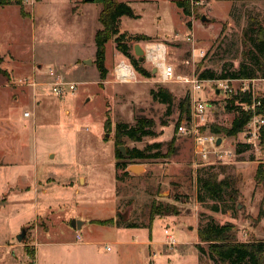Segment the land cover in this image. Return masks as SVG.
<instances>
[{"label": "rangeland", "instance_id": "rangeland-1", "mask_svg": "<svg viewBox=\"0 0 264 264\" xmlns=\"http://www.w3.org/2000/svg\"><path fill=\"white\" fill-rule=\"evenodd\" d=\"M116 1L128 3L141 16L124 22L123 30L152 37L141 42L125 39L136 59L134 45L146 51L162 44L165 62L178 76L204 71L228 75L242 64L259 75L255 63L259 55L254 45L250 53L245 52L243 35L252 21L264 26V0H200L191 18L178 11L175 0ZM82 4L84 0H24L23 8L0 7V205L19 211L17 220L0 222V244L17 243L26 229L25 239L18 242L25 249L26 263L20 261L19 249L0 248V256L10 264H15L14 255L19 257L17 264H218L209 259L208 246L200 243L197 234L200 226L211 221L236 225L240 242L264 241V221L257 219L264 212V185L253 182L250 204L239 190L240 185L252 188L243 174L249 175V162H264V151L237 155L236 148L244 145L242 134L229 138L221 133V159L212 155L208 162L202 161L193 141L176 130L182 118L191 117L190 85L160 82L155 62L147 57L142 67L150 77L139 75L114 40L106 45L108 75L101 81L95 56L92 65H85L83 59L95 52L102 5ZM192 35L194 44L187 41ZM122 62L133 68L134 76L127 82L117 75ZM51 69L65 82L76 84V91L55 96L48 75ZM232 86L235 91L241 87ZM249 87L264 97V79H255ZM160 88L173 95L171 105L153 98L152 91ZM216 89L218 85L207 83L201 93L211 105L205 132L230 127L236 115L230 109L234 95L218 94ZM185 98L189 113L181 115L180 102ZM142 118L154 122L156 136L141 142L124 138L116 146L115 126H134ZM154 144L160 145L166 158L129 161L116 156L120 146L127 154ZM132 166L144 171L136 174L129 170ZM210 168L221 173L219 179L235 181L239 196L235 209L228 196L217 202L201 192L198 171ZM9 199L17 204H5ZM154 203L176 210L155 217L150 229ZM216 206L218 212L212 210ZM73 220L85 222L84 227L77 231ZM109 220L112 225L94 223ZM171 235L176 239L174 247L167 245ZM149 241L157 245H148ZM155 251L157 258L152 256Z\"/></svg>", "mask_w": 264, "mask_h": 264}, {"label": "trees", "instance_id": "trees-1", "mask_svg": "<svg viewBox=\"0 0 264 264\" xmlns=\"http://www.w3.org/2000/svg\"><path fill=\"white\" fill-rule=\"evenodd\" d=\"M84 3H99L102 5V10L99 14V23L101 29L95 34V61L94 64L98 70L101 81H105L108 75V69L106 67V45L108 42L114 40L117 50L128 58L139 75L143 77H150V74L146 69L142 67L140 59H136L132 53L131 48L125 42V39L132 37L136 42L149 41L150 37L145 35L129 36L128 34H120L119 23L121 18L128 17L131 19L141 18L135 13L133 8L124 2H117L116 0H84ZM200 3V0H175L174 4L178 9L182 11V14L191 18L194 14V4ZM24 0H0V7L6 6H19L23 8ZM188 26L191 27L192 23L188 22ZM244 45L245 52L250 53L251 48L254 45L259 57H256V64L258 65L257 73L255 71H249L247 65L242 64L239 71L233 72L228 75L218 76L211 71H204L199 74V78L202 80H255L264 79V26L259 22L252 21L247 29L244 31ZM0 72L2 69L0 68ZM152 96L155 100H159L164 104L173 103V95L166 89L160 88L158 91H152ZM260 106L256 107L254 111H244L240 104H253L252 95L250 93L238 94L231 99V110L236 111V115L228 128H211L210 133L214 135L224 134L229 138H236L240 135L247 123L251 118L258 114L264 115V97L258 99ZM235 104H238L235 106ZM189 99L185 98L180 102L181 115L189 113ZM109 119L105 124V128L109 125ZM154 122L149 119H138L134 126H130L126 123H119L115 126V144L116 146L124 138H128L134 142H141L145 137H155ZM205 130V129H204ZM262 139L264 140V129L262 131ZM174 141L171 142L172 147ZM160 145L154 144L149 146L145 151L133 149L127 151L124 155L121 151L116 150V156L120 159L133 160H147V159H159L166 158V155L160 153ZM157 150V153L153 155H147L148 151ZM249 150L247 145H239L236 148V154L241 155ZM118 167V166H117ZM127 167V166H125ZM126 169V168H125ZM223 172L225 171L222 169ZM220 172H213V168H210L207 172L203 170L198 171L197 182L201 192H203L209 199L220 202L223 196H228L230 201L234 204V209L237 207L238 192L236 191V183L230 177L219 179ZM255 182L257 185H264V162L259 161V165L255 174ZM200 199V197H199ZM203 198L201 197L200 200ZM175 207L171 205H156L155 203L151 207L150 213V226L152 228L153 221L157 216H169L175 213ZM214 212H218L219 208L213 207ZM119 216V215H118ZM264 217V212L261 210L257 219L261 220ZM97 225L107 226L112 225L113 221H94ZM129 228H136L131 226ZM198 239L201 244L208 246L209 259L218 264H264V241H251L240 242L237 240V227L233 223H227L225 225H218L214 222H209L205 226H200L198 229ZM201 245H198V248Z\"/></svg>", "mask_w": 264, "mask_h": 264}, {"label": "built area", "instance_id": "built-area-1", "mask_svg": "<svg viewBox=\"0 0 264 264\" xmlns=\"http://www.w3.org/2000/svg\"><path fill=\"white\" fill-rule=\"evenodd\" d=\"M198 4V3H195ZM188 42L195 43L194 37L189 36L187 39ZM194 50L193 58H196ZM146 57L149 59L150 56L145 51ZM201 56L202 53H201ZM153 60V59H152ZM189 64V63H188ZM129 67L134 76L133 68L131 65L124 62L118 65L117 70L121 66ZM156 75L158 76L160 82L170 83L174 81H179L184 84L190 85L191 91V117L182 118L176 126L177 133L182 137L190 138L194 143V150L196 156L200 157L202 161L208 162L212 155L220 158V149L224 145L223 139L219 136L214 135L210 132H205L204 128L207 126V118L211 105L205 101L201 93L204 90V85L207 83L218 85L216 89L217 93H223L229 96H235L238 94L250 93L252 95L253 104H240L244 111H254L256 107L260 106V98L254 91L249 87L250 83H255V80H202L199 78V75L193 74L189 76H178L175 68L164 62L163 64H156ZM49 78L51 79V92L57 96L62 97L66 93H73L76 91V84L67 83L61 77H59L54 70H49ZM118 75V74H117ZM119 77V75H118ZM120 78V77H119ZM123 80V78H120ZM233 83H239L241 85L238 91H235L233 88ZM26 117H29V113H25ZM264 129V115H254L251 120L247 123L244 131L241 133L243 136L242 144L247 145L249 150L255 152L258 155H262L264 151V140L262 139V131ZM221 139V144L218 145V140ZM228 156L230 157L233 153L229 151ZM221 159V158H220ZM80 239V237H78ZM167 245L174 247L177 245L176 239L174 236H169ZM108 250H110L108 248Z\"/></svg>", "mask_w": 264, "mask_h": 264}, {"label": "crops", "instance_id": "crops-1", "mask_svg": "<svg viewBox=\"0 0 264 264\" xmlns=\"http://www.w3.org/2000/svg\"><path fill=\"white\" fill-rule=\"evenodd\" d=\"M86 4H93V3H84V4H82V5H86ZM175 6H176V5H175ZM176 7H177V6H176ZM82 8H83V7H82ZM82 8L80 9L81 12H82V10H83ZM177 9H178V8H177ZM178 11L181 12L180 9H178ZM140 17H141V16H140ZM139 19H140V18H139ZM129 20H131V18H128V17H123V18H121L120 23H119V31H120V34H128V33H129V32H126L125 30H123V28H122V24H123L124 22L128 24V22H130ZM133 20H138V19H133ZM195 23H196V21L193 22V28H192V30L194 29V25H195ZM129 35H132V36H136V35H145V36H148V37L152 38L151 36H149V35H147V34L139 33V32L130 33ZM157 37H159V36H157ZM95 53H96V47H95V52H94V54H91V55H88V56H85V57H84V59H83L84 64H85L86 61H89V60L92 61V60H93V57L95 56ZM91 59H92V60H91ZM40 64H42V63H40ZM85 65H86V64H85ZM91 65H92V64H91ZM94 66H95V65H94ZM231 146L234 147V143H233V142L231 143ZM248 164H249L248 169H249L250 173H249L248 176H246V173H244V174H243V177H245V182H246V181L251 182V187H252V188H246L245 185H240V186H239V190H240L241 195L243 196V198L248 199V200H249V204H250V202L253 201V199H254V194H253V192H254L255 187L253 186V182L255 181V174H256V171H257V168H258L259 162L251 161V162H249ZM79 178H83V177H79ZM84 179H85V178H84ZM84 179H80L81 182H82ZM257 198H260V195H259V194H257ZM11 201H13V202H11ZM12 203L17 204V201H16V200H10V199H9V201H8L7 203H5V204H12ZM1 205H2V204H1ZM1 205H0V222L3 220V223H5V222H6V219H12V218H14V220H17V219H16V218H17V215H19V211H18L17 208L12 207V206H10V208H5V207H2ZM252 211H253V209H251V213H252ZM252 214L254 215V213H252ZM8 216H9V218H8ZM262 221H264V217H263V220H262ZM23 223H24V222H23ZM21 224H22V223H21ZM21 224H20V225H21ZM20 225H19V226H20ZM84 225H85V222H84L82 228L84 227ZM1 233H2V230H1V224H0V234H1ZM16 233H17V230H16ZM1 243H3V244H0V248H1L2 250H7V249H12V250L19 249V250H21V251H22V256H21L20 261L26 263L25 260L23 259L24 256H26V255H25V253H24V250H25V249H24V247H23L22 244H19L18 242H17V243H12V242H9V241H4V242H1ZM149 244H156V243H154V242H150V241H149L148 245H149ZM57 245H59V244H57ZM156 245H157V244H156ZM12 254H14V252H13ZM158 255H159V254H158V252H156V251L153 252V254H152V256H154V258L159 257ZM9 256H10V255H9ZM14 257H15V259H14V263L17 264V262L19 261V257H17L16 255H14ZM3 263H4V264H10V262L6 261L5 258H3V257L0 256V264H3Z\"/></svg>", "mask_w": 264, "mask_h": 264}, {"label": "water", "instance_id": "water-1", "mask_svg": "<svg viewBox=\"0 0 264 264\" xmlns=\"http://www.w3.org/2000/svg\"><path fill=\"white\" fill-rule=\"evenodd\" d=\"M88 1H94V0H88ZM202 22H206V17H202ZM134 54L137 58H139L141 60L142 63L145 61L146 53L140 44L134 45ZM85 64L91 65L92 62L89 60V61H86ZM154 73H156V69L154 70ZM220 144H221V139L218 140V145H220ZM118 150L121 151L124 155H126L125 147L120 146V147H118ZM129 170L135 172L136 174H139L141 171H144V168L141 166L140 167L139 166H132L129 168ZM238 208H240V205H238ZM119 217H120V219H122L121 216H119ZM83 224H84V222H81L78 220L72 221V227L74 229H76L77 231H80L82 229ZM25 236H26V229H23L21 234L17 236L18 242H22L25 239Z\"/></svg>", "mask_w": 264, "mask_h": 264}, {"label": "bare ground", "instance_id": "bare-ground-1", "mask_svg": "<svg viewBox=\"0 0 264 264\" xmlns=\"http://www.w3.org/2000/svg\"><path fill=\"white\" fill-rule=\"evenodd\" d=\"M147 53L156 64H163L165 62L166 48L164 45L162 44L151 45L147 48ZM118 75L120 78H123V80L126 82L133 78L131 69L123 65L118 69Z\"/></svg>", "mask_w": 264, "mask_h": 264}]
</instances>
